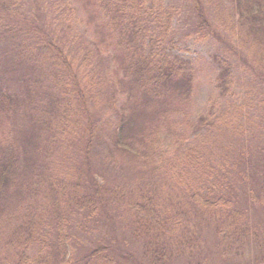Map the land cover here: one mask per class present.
<instances>
[{
  "label": "trees",
  "instance_id": "16d2710c",
  "mask_svg": "<svg viewBox=\"0 0 264 264\" xmlns=\"http://www.w3.org/2000/svg\"><path fill=\"white\" fill-rule=\"evenodd\" d=\"M194 1L199 17L207 22L202 0ZM232 1L236 7L230 9L231 18L225 23L226 31L231 29L230 37L237 28L249 38L256 35L264 44V0ZM21 2L23 0H0V46L4 45V37L25 36L30 28L35 36V45L25 42L20 49L14 47V38L13 43L6 45L9 50L2 47L0 51V196L5 197V203L16 198L12 191L14 184L24 194L19 200V212L11 214L19 216L17 220L21 225L13 228V236L7 243L8 248L18 251L16 264H122L120 251L105 244L92 248L84 257L74 256L71 235L67 232L72 226L61 207L71 206V203L77 206L72 209L90 218L101 209L105 210V215L109 202L124 208L131 217L127 227L141 242L142 256L149 264H168L176 256L168 243L183 223L196 216L205 220L203 216L208 215L209 224L213 223L211 217L217 218L214 229L220 247L226 239L227 227L236 232L234 235L240 233L244 238V232L239 230L245 221V209L240 208V192L247 190L249 183L242 152L233 159L223 158L222 177L213 179L210 177L218 170L209 165L204 152L206 148L201 143L207 137L218 136L220 147H231L226 129L246 136L236 131L235 113L228 111V107L233 106L228 97L234 96L238 66L234 61H226L227 52L213 55L221 65L217 82L219 97L227 101V106L219 107L214 97L212 107L196 115L192 112L193 117H190L185 104L189 102L193 89V64L174 53L178 44L172 34L173 12L167 9L166 3L163 0H96L104 12L103 22L110 30L112 55L117 61L115 69L125 74L126 81L122 82L126 83L128 90L122 87L120 90L131 96L134 92L140 97L133 112H129V104H123L118 106L119 110H114L115 107L109 109L100 119L106 129L112 131L109 133L112 137L109 158L119 168L133 172L131 184H127L122 194L116 193L118 191L113 187L116 198H104L106 192L112 190L105 184L103 175L97 176L92 169L90 148L93 150L96 141L92 131L97 125L92 120L93 112L82 88L74 85L70 77L56 76L54 84L52 82L59 91L56 96L60 100L54 93L44 96L38 75L43 69L55 74L58 64L67 66L68 56L54 40V34L44 31V19L32 20L28 25ZM59 5L61 7L63 3L59 2ZM47 8L51 13L50 6ZM54 18H47V22L54 23ZM69 20L71 16L64 13L63 25L66 26ZM212 27L216 30L217 26ZM215 35L221 37L218 32ZM106 79L114 83L109 76ZM93 82L98 87L97 101L98 108H101L103 84L96 79ZM76 95L81 107L74 112L72 100H76ZM114 97L111 91L106 100L111 103ZM64 103L65 108L62 107ZM178 113L183 116L182 123L187 124L186 132L178 133L181 123L177 121L176 125V120L172 119ZM82 128L87 138L83 153L74 143ZM45 138L49 141L47 146L65 144L66 160L72 162L74 157L85 161L89 166L87 190L83 191L77 184L81 183V176L75 163L72 165L78 173L77 178L73 172L75 169L69 172L70 166L66 170L58 166V173L56 165H50L58 152L48 153L43 146L39 149ZM74 149L79 153L75 154ZM160 173L169 175L161 176ZM59 174H63L61 179L67 180L73 176L76 180L72 181L73 186L60 181ZM233 177L237 180L234 181ZM116 186L121 187L120 184ZM257 188L251 185L248 189L252 201L256 199ZM28 191L34 192V196H26ZM260 194H264V179ZM188 205L195 210L191 215H186ZM50 221L54 222V260L51 253L43 252L52 246L50 230H45L51 229ZM49 222L48 227H43ZM190 226L194 228L196 223L191 221ZM227 247L230 251L232 243ZM36 249V253L30 254Z\"/></svg>",
  "mask_w": 264,
  "mask_h": 264
},
{
  "label": "rangeland",
  "instance_id": "374dc122",
  "mask_svg": "<svg viewBox=\"0 0 264 264\" xmlns=\"http://www.w3.org/2000/svg\"><path fill=\"white\" fill-rule=\"evenodd\" d=\"M163 1L166 3L167 9L173 12L172 34L178 44L174 53L184 56L193 64L191 66L193 89L189 102L185 104L190 117H193L192 112L196 115V113L212 107L214 99H211L214 97L218 101L219 107L227 106V101L219 97L220 88L217 82L221 65L213 59V55L218 52L222 54L223 51H226V61L228 63L234 61L238 66L233 87L234 96L228 97L233 106H229L228 111L230 114L235 113L236 131L245 133L246 136H240L234 130L226 129L228 135L226 138L231 142V147H220L218 136L207 137L201 143L206 148L204 152L209 158V165L218 170L217 174L210 178L220 179L222 177L221 165L225 162L223 158L233 159L236 157L235 155L242 152L243 158L241 159L246 166L245 174L248 175L249 183L246 186L247 190L244 189L240 192L242 199L240 208L245 209V221L240 225L239 230L244 232V238L240 233L234 235L236 232L227 227L224 234L226 239L220 247V241L214 229L217 218L211 217L213 223L209 224L207 222L210 219L208 215L203 216L205 220L196 216L183 223L177 230L174 239L168 243L169 248L177 253L168 264H264V194H260L261 183L264 179V44L258 41L256 35L249 38L237 28L233 31L232 38L230 37L231 29L226 31L225 23L231 18L230 9L236 7L232 0H202L203 12L207 16V22L199 17L194 0ZM46 2H50V4L46 5ZM59 2H62L63 6L60 7ZM21 3L20 5L25 9L22 10V14L28 25L32 20L44 19L43 22L46 24L44 31L54 34V40L68 56L67 66L65 63L58 64L55 74L47 73L43 69L40 74L46 73V75H38L41 80L40 85L44 88L43 94L50 96L54 93L56 96L59 93L57 87L53 85L56 76L70 77L74 85L78 84L82 88L84 98L93 112L94 118L92 120L97 122L92 131V136L95 137L96 141L93 150L92 147L90 148V154L93 158L92 169L97 176L103 175L105 184H108L112 190L109 193L106 192L104 198L105 196L116 198V194L112 193L115 192L113 187L118 191L116 193L122 194L127 184H131L133 172L123 167L119 168L120 166L109 158L112 143V137L111 135L109 137V133L112 131L107 130L105 123L100 119H103L102 115L108 113L109 109L115 107L114 110H119L118 106L123 104H129L128 110L133 112L140 103V97H137L134 92L131 96L120 90V87L126 91L128 88L126 83L122 82L126 81L125 74L120 69H115L117 61L112 55L113 49L110 46L108 36L110 30L103 22V9L101 6L98 7L96 0H23ZM47 6H50L51 13H49ZM64 13L71 16V20L66 26L63 25ZM52 16L55 17L54 23H48L47 18ZM212 26H217L216 30ZM33 31V28H30L25 36L17 34L12 39L4 37V45L0 46V51L2 47L5 51L9 50L6 45L13 43L14 38L16 39L14 47L17 46L20 49L25 42H32L35 45ZM213 31L218 32L221 37H216ZM256 45H262V47L258 48ZM91 53V57L85 59ZM244 62H247L248 65ZM72 69H75L77 73H74ZM52 76L54 77L52 78ZM106 76H109L114 83L109 82ZM94 79L103 84L101 97L104 102L99 106L101 108H98V87L93 82ZM111 91L116 97L110 103L106 99ZM75 97L76 100H72L74 112L80 110L81 107L80 98L77 95ZM57 99L60 100L59 97ZM218 104L215 108L218 107ZM238 105L239 107H237ZM65 106L64 103L62 107L65 108ZM182 117L178 113L176 117L172 118L176 120V125H178L177 121L181 123L182 127L178 128V133L188 130L187 124L182 123ZM45 140L46 138L42 139L39 149L43 146L48 153L58 152L50 165H56L58 173V166L65 170L70 166L69 172L75 169L73 172L76 178L78 173L80 174L82 183L77 182V184L83 191L87 190L89 180L86 176L89 173V166L85 161L71 158V161L78 168L77 173L72 162L65 158L67 151L65 144L62 142L59 146H53L51 143L50 146H47L49 141ZM86 141L84 128H82L79 135L74 138V143L80 146L79 152H84ZM73 152L79 153L77 149H74ZM39 159L43 161L42 158ZM62 175L59 174L60 181L62 180L68 186H73L72 181H76L74 177L70 176V181L66 178L61 179ZM160 175L169 174L160 173ZM232 179L236 181L237 177ZM117 184H120L121 187L117 188ZM251 185L257 186L256 193L260 194H256L254 201L250 198L251 193L248 192ZM12 191H14L16 198H11L8 203H5L4 196H0V264H16L18 260V251L14 248H8L7 243L11 241L13 228H18L21 225V222L18 223L17 220L19 216L11 214L19 212V200L24 194L17 189L15 184ZM25 194L26 196H34V192L31 191L25 192ZM61 207L65 218L72 226L71 231L67 229V232L71 235V245L75 257H84L92 248L105 244L120 251L122 264H149L142 256L141 242L132 236L127 227L128 221L131 220L130 215L118 204L109 202L106 214L103 215L105 210L101 209L93 218L72 209L77 207L73 203L71 206L61 205ZM178 209L179 207H177ZM194 212V208L188 205L186 215H191ZM191 221L196 223V227L190 226ZM50 222L43 227H48ZM45 230H50L49 236H51L52 246H48L43 252L47 251L46 253L49 255L51 253L50 256L54 260L56 255V250L53 249L55 243L54 222H51V229ZM228 243H232L230 251L227 247ZM36 251L37 249L31 251L30 254H34Z\"/></svg>",
  "mask_w": 264,
  "mask_h": 264
}]
</instances>
